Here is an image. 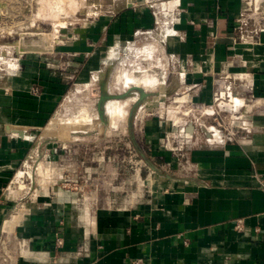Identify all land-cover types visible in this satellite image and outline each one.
Masks as SVG:
<instances>
[{"label":"crops","instance_id":"crops-1","mask_svg":"<svg viewBox=\"0 0 264 264\" xmlns=\"http://www.w3.org/2000/svg\"><path fill=\"white\" fill-rule=\"evenodd\" d=\"M89 8L95 16L63 27L50 51L21 60L8 97L0 88V264H264V0H104ZM115 63L121 78L152 80L139 86L147 97L165 94L198 111L226 110L236 97L252 133L211 144L186 130L181 167L162 146L170 121L154 117L144 121V137L167 173L112 183L107 175L120 172L106 166L85 208L58 186L55 197L44 183L30 197L8 188L38 157L35 140L72 86L116 72ZM155 98L144 107L165 103ZM54 152L43 156L46 165L64 155Z\"/></svg>","mask_w":264,"mask_h":264},{"label":"rangeland","instance_id":"rangeland-1","mask_svg":"<svg viewBox=\"0 0 264 264\" xmlns=\"http://www.w3.org/2000/svg\"><path fill=\"white\" fill-rule=\"evenodd\" d=\"M96 1L104 2V0H40L39 4L34 2L32 6H29L23 0L10 4L8 0L3 1L4 9H0V88L3 92L2 96L8 97L7 90L12 83L13 74L22 66L21 60L26 55L34 54V52L25 51L28 47L22 46L21 42L34 44L30 47L35 50L44 49L46 46L43 48L42 45L50 37L49 47L52 48L53 43L60 39L63 27L70 28L75 23H84L95 16L90 12L89 7L93 6ZM114 65L119 69L115 72L114 68H109V76L105 79L106 91L111 95H120L127 91V86L124 84L125 78H121L120 64L115 63ZM144 65L146 68L147 65ZM104 73L105 71L97 78L91 79L89 83L72 86L57 115L39 132L42 138L37 137L35 140L36 143H39L38 157H33L36 158L35 161L30 159L27 168L22 167L20 170L24 173L25 171L30 172L32 177L25 173L24 178H16L13 180L14 184L11 185V189H22V192L30 197L38 190L40 193L41 183H44L43 186L47 187L48 185L47 188L52 197H55L53 196L56 193L54 186H58L75 193L80 207L85 208L82 202L88 198L89 191H93L95 185L104 183L105 175L100 176L99 173L105 172L106 166H108L107 170L113 168L120 172L107 175L108 178L114 176L112 183H120L125 179L136 184L137 176L141 180H146L152 178L159 170L165 173L169 172L167 168L162 167L159 160L153 158L150 145L146 143L144 137V121L146 119L161 116L170 121L172 129L173 122L180 121L178 130L191 125L200 135H204L201 125L205 123L204 120L207 116L203 117V110L198 111L188 108L184 104L174 103L173 99L171 100L165 94H160L161 96L152 94L150 97L140 100L138 91L135 90H132L125 99L109 101L122 104V106L124 104V106L118 110L119 114L116 115L115 120H110L107 113L105 124L100 120L97 110V103L101 95L100 84ZM148 73H151V70ZM133 74L130 75L135 80V74ZM146 82L149 83H147L148 86ZM151 83L152 80L139 77L136 78V81H132L128 87L132 88L134 85L149 87L152 85ZM157 96L158 98L155 99H159L161 102L165 101V103L162 106L155 104L154 108L146 109L143 102L151 101L153 97ZM225 103H227L226 100ZM134 105L136 106L134 107ZM142 107L144 108L142 109ZM224 108L226 109L224 114H227L229 111L227 106ZM242 109L238 108V115L242 114ZM7 112H5L6 115ZM3 114L2 110L1 117ZM207 121V125L212 124L213 117L210 116ZM93 123L97 126L94 129L92 128ZM72 127L80 128L82 131L69 130ZM175 134L178 135L174 142L177 145L183 138L179 136L178 131ZM1 135L3 134L1 133ZM164 144L163 141L162 146L166 150ZM53 151H55V155L57 153L61 155V151H64V155H61L58 160H50L52 164L46 165L48 160L43 159V156L51 155ZM43 161L45 163H42ZM45 168L51 172L49 175ZM56 168L63 169V173H59L60 177L56 176ZM94 169H97V173L93 172ZM12 176L13 179L15 175ZM46 176L49 177V181Z\"/></svg>","mask_w":264,"mask_h":264},{"label":"built area","instance_id":"built-area-1","mask_svg":"<svg viewBox=\"0 0 264 264\" xmlns=\"http://www.w3.org/2000/svg\"><path fill=\"white\" fill-rule=\"evenodd\" d=\"M18 0H8V3H16ZM40 0H23V2L26 4L28 3L29 6H32V4L35 2V4H39ZM30 2V3H29ZM4 9V6L1 5L0 9ZM6 9V8H5ZM217 96V95H216ZM217 99L220 97L217 96ZM230 102L227 104H224L227 106V109L229 110L227 114L225 113V110H223V107H208L205 108L202 112L203 116H211L213 117V123L207 125L206 123H203L202 126V131L206 135V139L208 142L211 144H222L226 143L228 141H233L238 138L239 135H244V134H250L253 131V128L248 122L244 119V115H238V108L241 107L242 105L240 104V101L236 97L229 96ZM241 105V106H240ZM238 107V108H237ZM180 121L178 122H173L172 127L173 129L169 132L166 133L164 137V148L166 150H169L173 153H176L179 157V165L181 167L187 166L188 162L187 157H186V146L188 145V139L185 138L184 131L186 130L190 132V126L186 128H180L178 125ZM184 126V125H183ZM180 133L179 136L183 138V140L179 141L177 145L174 144L175 139L178 137L177 134L175 133ZM178 142V141H177ZM184 162H183V160ZM181 161V162H180ZM186 165H185V164ZM27 162L23 165V167L27 168ZM21 169H19L16 173L14 178L12 179L11 183L8 185V188H11V185L14 184L13 180H16V176L18 172ZM24 178L21 177L19 179ZM23 182V181H22ZM236 228L238 230H243L242 228V221H239L236 225ZM64 245V240L61 236H57L55 241H54V247L56 250L60 249ZM143 259H135L132 261L131 264H144Z\"/></svg>","mask_w":264,"mask_h":264},{"label":"water","instance_id":"water-1","mask_svg":"<svg viewBox=\"0 0 264 264\" xmlns=\"http://www.w3.org/2000/svg\"><path fill=\"white\" fill-rule=\"evenodd\" d=\"M109 72L110 69H106L104 75H103V79L101 81V95L99 98V101L97 103V110H98V115L101 121H103L106 124V116H107V103L112 100V99H125L127 98V96L131 93L132 90L135 91H140V100H143L144 98L147 97V94L145 92L142 91V89L138 86H134L131 89H129L128 91L124 92L123 94L120 95H111L106 91V81L105 79L108 78L109 76ZM136 105H134L135 107ZM133 107V109H134ZM190 129H192V126H190ZM17 133L21 136V137H29L27 134L23 133L22 131H17ZM30 138V137H29ZM142 157H144V155L142 154Z\"/></svg>","mask_w":264,"mask_h":264},{"label":"bare ground","instance_id":"bare-ground-1","mask_svg":"<svg viewBox=\"0 0 264 264\" xmlns=\"http://www.w3.org/2000/svg\"><path fill=\"white\" fill-rule=\"evenodd\" d=\"M50 37H48L47 39H46V41H45V43L42 45L43 46V48L46 46V48H44V49H33V48H31L30 47V45H34V44H25V42L24 41H22L21 42V45L22 46H27L28 48L25 50V51H27V52H38V53H46V52H48V51H50V47H49V44H50ZM21 46V47H22ZM48 46V47H47ZM30 48V49H29ZM125 79H124V84H125V86H129L130 85V83L133 81H136V78H139V77H136L135 76V80H133L132 79V76L129 74H125V77H124ZM141 79V78H140ZM142 81V80H141ZM151 82V81H150ZM136 83V82H135ZM147 83L148 82H146V85H147ZM134 84V83H133ZM137 84H138V82H137ZM142 84L144 85V83L142 82ZM149 84V83H148ZM152 84V83H151ZM148 86V85H147ZM130 100V99H129ZM135 100V99H134ZM133 101V100H132ZM107 113L109 114V117H110V120H115L114 118H116V115H118L119 113H118V110H121V108H123V106H124V104H123V106H122V104H116V103H112V102H108L107 103ZM84 125V124H83ZM92 128L94 129V128H96L97 126L93 123L92 124ZM65 127H66V125H65ZM100 127V126H99ZM69 130H73L74 132L75 131H82L80 128L79 129H75L74 127H72V129L70 128ZM30 171V170H29ZM25 173H26V175L28 174L29 175V177H32L31 176V173L30 172H28V171H25ZM25 173L23 172V171H20V172H18V174H17V176H16V178H21V177H23V176H25Z\"/></svg>","mask_w":264,"mask_h":264}]
</instances>
